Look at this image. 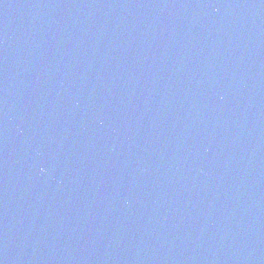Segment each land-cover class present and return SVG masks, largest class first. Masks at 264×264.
<instances>
[{
	"label": "water",
	"instance_id": "water-1",
	"mask_svg": "<svg viewBox=\"0 0 264 264\" xmlns=\"http://www.w3.org/2000/svg\"><path fill=\"white\" fill-rule=\"evenodd\" d=\"M0 264H264V0H0Z\"/></svg>",
	"mask_w": 264,
	"mask_h": 264
}]
</instances>
